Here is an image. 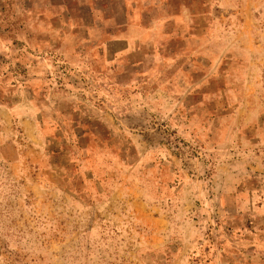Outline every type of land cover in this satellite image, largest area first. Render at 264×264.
<instances>
[{
  "label": "rangeland",
  "instance_id": "obj_1",
  "mask_svg": "<svg viewBox=\"0 0 264 264\" xmlns=\"http://www.w3.org/2000/svg\"><path fill=\"white\" fill-rule=\"evenodd\" d=\"M0 264H264V0H0Z\"/></svg>",
  "mask_w": 264,
  "mask_h": 264
}]
</instances>
